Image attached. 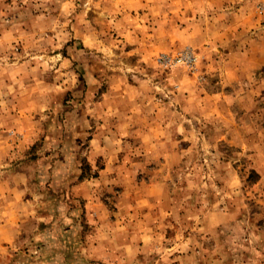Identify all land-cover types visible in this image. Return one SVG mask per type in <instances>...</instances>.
Instances as JSON below:
<instances>
[{
  "label": "rangeland",
  "instance_id": "1",
  "mask_svg": "<svg viewBox=\"0 0 264 264\" xmlns=\"http://www.w3.org/2000/svg\"><path fill=\"white\" fill-rule=\"evenodd\" d=\"M0 264H264V0H0Z\"/></svg>",
  "mask_w": 264,
  "mask_h": 264
}]
</instances>
